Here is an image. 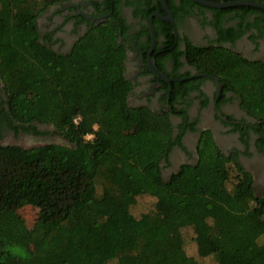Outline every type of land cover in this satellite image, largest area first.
<instances>
[{
  "label": "trees",
  "instance_id": "1",
  "mask_svg": "<svg viewBox=\"0 0 264 264\" xmlns=\"http://www.w3.org/2000/svg\"><path fill=\"white\" fill-rule=\"evenodd\" d=\"M64 1L0 0L1 113L25 131L36 132L38 122L62 137L0 147V264H206L199 257L264 264V190L255 194L252 175L209 132L199 139L196 163L165 178L172 125L127 104L116 27L92 28L66 53L40 41L38 17ZM200 59L236 82L244 108L260 121L264 154V64L223 51ZM140 195L155 201L136 217L131 208ZM25 207L37 219L20 230L14 222ZM186 229L199 257L186 251Z\"/></svg>",
  "mask_w": 264,
  "mask_h": 264
},
{
  "label": "flooded vegetation",
  "instance_id": "2",
  "mask_svg": "<svg viewBox=\"0 0 264 264\" xmlns=\"http://www.w3.org/2000/svg\"><path fill=\"white\" fill-rule=\"evenodd\" d=\"M238 6L244 5L232 7ZM227 8L194 0H165V5L161 0H68L45 9L37 25L40 41L62 53L92 28L116 27L125 54L127 104L147 108L172 125L173 143L161 163L164 177L182 164H195L199 139L209 132L218 149L252 175L259 195L264 190L260 121L244 108L236 82L230 83L215 63L204 69L200 58L223 51L264 64V14ZM2 98L0 91V147L26 149L31 141L62 140L49 124L34 122L36 132L19 128L2 114L7 111Z\"/></svg>",
  "mask_w": 264,
  "mask_h": 264
},
{
  "label": "rangeland",
  "instance_id": "3",
  "mask_svg": "<svg viewBox=\"0 0 264 264\" xmlns=\"http://www.w3.org/2000/svg\"><path fill=\"white\" fill-rule=\"evenodd\" d=\"M91 135H87L86 139H91ZM58 141H62L58 139ZM39 144H43L40 141H31L27 143V147L36 146ZM154 198L148 195H140L137 197L135 204L131 208V212L136 216H140L142 213L150 211L153 208L154 205ZM19 218L17 217V220L14 222V224H17V226L20 228V230L27 228L30 229L36 222L37 219V210L31 207H25L21 210L17 211ZM185 239H186V251L188 254L193 256H198L196 253V245L191 240L192 239V233L189 229H186L184 231ZM199 257V256H198ZM201 260L206 262V264H215L213 259L211 257H199Z\"/></svg>",
  "mask_w": 264,
  "mask_h": 264
},
{
  "label": "water",
  "instance_id": "4",
  "mask_svg": "<svg viewBox=\"0 0 264 264\" xmlns=\"http://www.w3.org/2000/svg\"><path fill=\"white\" fill-rule=\"evenodd\" d=\"M195 2L202 4L204 6L213 7V8H227L235 5H244L251 6L255 8H260L264 10L263 3H257L250 0H238V1H210V0H194ZM161 2L165 5V0H161Z\"/></svg>",
  "mask_w": 264,
  "mask_h": 264
}]
</instances>
